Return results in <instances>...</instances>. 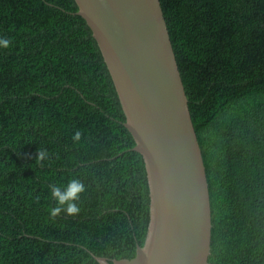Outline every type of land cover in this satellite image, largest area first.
Here are the masks:
<instances>
[{"label": "trees", "instance_id": "1", "mask_svg": "<svg viewBox=\"0 0 264 264\" xmlns=\"http://www.w3.org/2000/svg\"><path fill=\"white\" fill-rule=\"evenodd\" d=\"M159 1L205 167L207 264H264V0ZM77 11L0 0V264H100L145 241L144 160ZM73 178L80 211L52 216Z\"/></svg>", "mask_w": 264, "mask_h": 264}, {"label": "water", "instance_id": "2", "mask_svg": "<svg viewBox=\"0 0 264 264\" xmlns=\"http://www.w3.org/2000/svg\"><path fill=\"white\" fill-rule=\"evenodd\" d=\"M92 31L144 160L149 223L129 259L100 264H207L205 167L159 0H74Z\"/></svg>", "mask_w": 264, "mask_h": 264}, {"label": "clouds", "instance_id": "3", "mask_svg": "<svg viewBox=\"0 0 264 264\" xmlns=\"http://www.w3.org/2000/svg\"><path fill=\"white\" fill-rule=\"evenodd\" d=\"M9 45H10L9 39L0 38V47L8 48ZM80 137H81L80 132H76L73 139L78 141L80 140ZM45 155L46 153L44 151H40L37 159L38 160L43 159ZM85 190H86L85 184L78 178L71 179L67 183V185L63 187V191H61L60 186L52 185L51 195L56 200L57 206L54 209H52L51 215L56 216L61 211H65L69 215H74L78 213L80 209L76 202L80 199V194L83 193Z\"/></svg>", "mask_w": 264, "mask_h": 264}]
</instances>
